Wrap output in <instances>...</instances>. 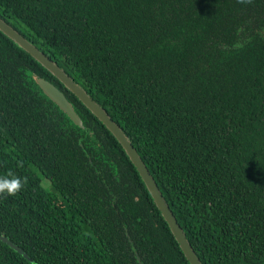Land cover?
Instances as JSON below:
<instances>
[{
    "label": "trees",
    "instance_id": "trees-1",
    "mask_svg": "<svg viewBox=\"0 0 264 264\" xmlns=\"http://www.w3.org/2000/svg\"><path fill=\"white\" fill-rule=\"evenodd\" d=\"M125 131L203 264H264V0H0ZM59 88L84 128L42 91ZM0 264H190L107 127L0 31Z\"/></svg>",
    "mask_w": 264,
    "mask_h": 264
},
{
    "label": "water",
    "instance_id": "water-1",
    "mask_svg": "<svg viewBox=\"0 0 264 264\" xmlns=\"http://www.w3.org/2000/svg\"><path fill=\"white\" fill-rule=\"evenodd\" d=\"M0 31L8 38L14 41L20 48L29 53L36 61L46 68L52 75L65 85V87L74 93L82 103L107 127V129L116 137L119 143L124 148L126 154L137 168L148 191L152 195L158 209L168 223L173 235L179 243L184 255L190 264H203L189 242L183 228L180 226L176 216L167 203L163 193L161 192L156 180L150 173L145 162L141 158L137 149L126 135L123 128L113 120L108 111L102 107L91 95L77 83L57 62L52 60L44 52H42L31 41L25 38L13 26L7 23L0 17ZM37 85L42 89L44 94L52 100L70 119L73 123L81 128H84V123L77 113L74 105L68 100L64 92L57 88L50 81L34 76ZM0 241L9 245L12 249L28 258V255L8 237L0 234Z\"/></svg>",
    "mask_w": 264,
    "mask_h": 264
},
{
    "label": "clouds",
    "instance_id": "clouds-1",
    "mask_svg": "<svg viewBox=\"0 0 264 264\" xmlns=\"http://www.w3.org/2000/svg\"><path fill=\"white\" fill-rule=\"evenodd\" d=\"M239 4H251L252 0H237ZM28 183L27 177H19L12 171L0 176V196L15 197Z\"/></svg>",
    "mask_w": 264,
    "mask_h": 264
}]
</instances>
